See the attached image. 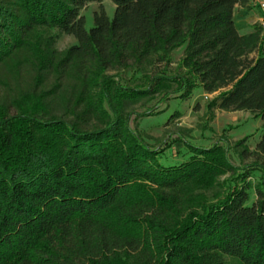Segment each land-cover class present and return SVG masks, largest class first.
<instances>
[{"label":"trees","instance_id":"trees-1","mask_svg":"<svg viewBox=\"0 0 264 264\" xmlns=\"http://www.w3.org/2000/svg\"><path fill=\"white\" fill-rule=\"evenodd\" d=\"M103 1L0 0V264H264V134L236 143L244 167L187 133L171 142L190 157L164 164L173 132L138 125L197 86L211 113L264 123V29L235 24L251 1L111 0L112 18Z\"/></svg>","mask_w":264,"mask_h":264},{"label":"rangeland","instance_id":"rangeland-1","mask_svg":"<svg viewBox=\"0 0 264 264\" xmlns=\"http://www.w3.org/2000/svg\"><path fill=\"white\" fill-rule=\"evenodd\" d=\"M102 4L108 16L112 18L116 8L115 4L111 0H104ZM97 10H99V3L92 2L82 11V14L86 17L87 29L94 26V13ZM74 43H77L75 37L61 35L57 42V47L65 49ZM183 49L184 46L174 52L173 68L177 67ZM216 95L217 93H206L201 86H197L188 98L171 95L167 100L162 102L154 100L149 105H157L155 108L158 111L157 114L138 119L139 129L153 137H162L164 130H171L173 133L167 136L165 140L168 142L179 139L180 135L187 133L189 136L186 137V141L198 147H209L217 142H221L226 147L230 146L231 159L235 165L244 167L253 163L257 159L256 156L249 155L244 160H241L234 152V149L236 143L244 138H247L246 143L251 151L256 149L258 142L264 134L262 118L250 111L226 112L215 110L214 113H211L209 104ZM176 112H179V117H176L165 128V123ZM132 125L135 126L134 120ZM150 142L158 144V141L154 139L150 140ZM171 143L173 145L166 151L162 159L164 164H179L190 157L191 152L186 150L184 146L185 142L172 141ZM250 180L254 186L263 185L264 174L260 170H256L250 177ZM251 193L252 197L255 198L254 191H251Z\"/></svg>","mask_w":264,"mask_h":264},{"label":"crops","instance_id":"crops-1","mask_svg":"<svg viewBox=\"0 0 264 264\" xmlns=\"http://www.w3.org/2000/svg\"><path fill=\"white\" fill-rule=\"evenodd\" d=\"M260 15L259 7L252 2L249 7H238L235 11V24L240 33L251 32Z\"/></svg>","mask_w":264,"mask_h":264},{"label":"built area","instance_id":"built-area-1","mask_svg":"<svg viewBox=\"0 0 264 264\" xmlns=\"http://www.w3.org/2000/svg\"><path fill=\"white\" fill-rule=\"evenodd\" d=\"M250 1L259 7L261 15L258 23L261 26V28L264 29V0H250Z\"/></svg>","mask_w":264,"mask_h":264}]
</instances>
